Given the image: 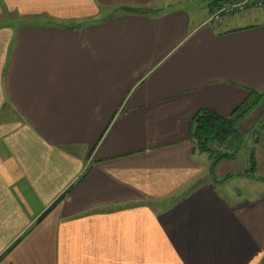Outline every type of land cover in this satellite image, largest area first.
Wrapping results in <instances>:
<instances>
[{
	"label": "crops",
	"instance_id": "crops-1",
	"mask_svg": "<svg viewBox=\"0 0 264 264\" xmlns=\"http://www.w3.org/2000/svg\"><path fill=\"white\" fill-rule=\"evenodd\" d=\"M170 4L0 0V264L264 261V97L192 137L264 94V23Z\"/></svg>",
	"mask_w": 264,
	"mask_h": 264
},
{
	"label": "trees",
	"instance_id": "trees-1",
	"mask_svg": "<svg viewBox=\"0 0 264 264\" xmlns=\"http://www.w3.org/2000/svg\"><path fill=\"white\" fill-rule=\"evenodd\" d=\"M221 3L215 1L213 8ZM133 10L136 11L135 9ZM253 97L257 99L253 100ZM263 97L264 94L251 92L249 100L245 101L228 117H224L211 110H203L198 113L194 119L192 129V137L195 144L200 150L209 153L215 162L233 157L235 153H222L216 147L224 145L231 136L236 138L238 145L241 143L242 135L237 128L238 122Z\"/></svg>",
	"mask_w": 264,
	"mask_h": 264
},
{
	"label": "rangeland",
	"instance_id": "rangeland-1",
	"mask_svg": "<svg viewBox=\"0 0 264 264\" xmlns=\"http://www.w3.org/2000/svg\"><path fill=\"white\" fill-rule=\"evenodd\" d=\"M215 1L221 2V0H171L169 9L185 8L189 10L194 17H196L197 14L200 15L201 13L206 12V9L209 8L210 5H213ZM248 3L249 4L244 12L236 13L230 16H234L238 19L242 15L245 17L242 20V23H264V0H249ZM224 18L225 17H222V19L217 21H210V25L217 27V23L221 22ZM252 99L254 100L257 98L253 97ZM217 148L219 149V147H216V149ZM243 151L244 148L241 152ZM262 264H264V261Z\"/></svg>",
	"mask_w": 264,
	"mask_h": 264
},
{
	"label": "built area",
	"instance_id": "built-area-1",
	"mask_svg": "<svg viewBox=\"0 0 264 264\" xmlns=\"http://www.w3.org/2000/svg\"><path fill=\"white\" fill-rule=\"evenodd\" d=\"M248 1L249 0L222 2L220 5L213 8L210 21H217L222 19V17L244 12L249 4Z\"/></svg>",
	"mask_w": 264,
	"mask_h": 264
}]
</instances>
